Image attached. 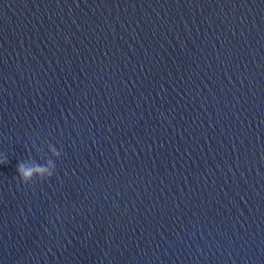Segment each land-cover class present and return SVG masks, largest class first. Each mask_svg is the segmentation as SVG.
Instances as JSON below:
<instances>
[{"label":"water","instance_id":"water-1","mask_svg":"<svg viewBox=\"0 0 264 264\" xmlns=\"http://www.w3.org/2000/svg\"><path fill=\"white\" fill-rule=\"evenodd\" d=\"M0 161V264H264V0H0Z\"/></svg>","mask_w":264,"mask_h":264},{"label":"clouds","instance_id":"clouds-1","mask_svg":"<svg viewBox=\"0 0 264 264\" xmlns=\"http://www.w3.org/2000/svg\"><path fill=\"white\" fill-rule=\"evenodd\" d=\"M49 151L53 158H59L60 152L52 145L49 144ZM5 161H0L4 163ZM56 170V164L54 159H48L43 164L38 163L34 159H27L20 161L17 165V177L21 184L25 186H31L37 181L43 182L52 177ZM34 181V182H33Z\"/></svg>","mask_w":264,"mask_h":264}]
</instances>
